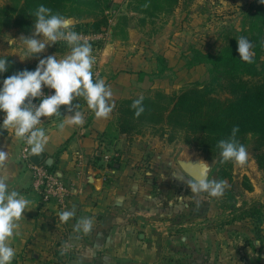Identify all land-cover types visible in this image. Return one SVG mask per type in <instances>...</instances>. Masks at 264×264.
<instances>
[{"label":"rangeland","instance_id":"rangeland-1","mask_svg":"<svg viewBox=\"0 0 264 264\" xmlns=\"http://www.w3.org/2000/svg\"><path fill=\"white\" fill-rule=\"evenodd\" d=\"M16 1L0 0V8L10 7ZM139 1L109 0L106 3L108 8L101 17H87L85 13H78L82 15L81 19L66 17L72 19L71 30L76 31L75 25L94 22L102 17L107 19L108 25L100 32L104 38L90 42L93 56L105 47L111 30L121 39L130 28L134 29L136 38L131 42V57L146 61L145 69L148 71L131 74L135 76V85L128 99L150 97L156 91L174 94L196 82L206 81L211 68L209 60L213 56L219 55L241 36L252 43L254 36L249 30L250 14L257 7L264 9V3L260 0ZM146 4L148 7H144ZM131 5L141 6L146 13L133 12ZM21 36L30 35L21 33L13 26H4L0 30V58L12 59L17 64L15 71H20V66L36 67L45 53L70 54V46L59 41L46 47L43 53L27 58ZM261 60L264 62V52ZM94 75L98 79L97 74ZM133 140L141 143L128 151V160L118 154L109 160L111 172L105 175L106 180L123 178L127 183L133 182L132 186H127L130 193L138 186L136 180L147 183L144 187L146 195L155 200H170L171 204L161 207L166 208L167 212H212L206 222L189 231L191 242L196 240L198 243V252L208 257L206 260L203 258L204 264H264V171L259 169L251 149L247 151L246 165L241 167L234 164L232 180L224 179L230 187L223 197L194 194L187 188V192H182V200L174 201L178 188L174 181L180 183L175 177L183 176L176 162L177 157L182 153L207 154L183 142L169 144L151 132L135 135ZM131 158L135 166L131 165ZM116 165L121 168L120 172L114 170ZM245 178L249 180L252 190L244 188ZM156 179H159L158 185ZM212 179L220 180L216 172L209 180ZM205 232H208L207 235ZM178 254L181 257V253Z\"/></svg>","mask_w":264,"mask_h":264},{"label":"crops","instance_id":"crops-1","mask_svg":"<svg viewBox=\"0 0 264 264\" xmlns=\"http://www.w3.org/2000/svg\"><path fill=\"white\" fill-rule=\"evenodd\" d=\"M128 31L119 39L111 30L109 41L98 52V79H103L113 93L115 107L110 117L97 119L86 104L77 109L84 114L83 126L65 124L61 130L59 124L69 114L61 106L62 116L44 117L42 123L48 137L44 152L54 157L55 166L64 174L63 180L76 190L67 207H74L76 215L67 223L60 221V212L54 206L43 204L32 170L21 159L24 141L15 136L14 130L0 126V151L8 157L0 175L8 176L9 191L16 190L31 202L19 221V234L9 240L16 252L12 264H204L208 258L198 252V243L191 242L189 231L206 222L212 212H167L161 207L171 204L170 200L146 195L147 183L136 180L139 187L130 193L127 186L133 182L127 183L123 178L106 180L105 175L111 172L109 160L115 154L128 158V151L141 143L122 134L117 123L116 106L128 98L135 85L133 75L148 71L146 61L131 57L136 32L132 28ZM50 54L54 53H45L43 58ZM55 55L57 59L66 56ZM80 158L82 167L78 165ZM129 160L135 166V161ZM114 168L121 171L119 165ZM88 175L94 176L95 184L89 182ZM182 177L192 180L184 172ZM174 185L178 186L174 201H181L182 192L190 188L182 181H174ZM153 207L157 208L149 211ZM81 218H92L90 233L74 230Z\"/></svg>","mask_w":264,"mask_h":264},{"label":"trees","instance_id":"trees-1","mask_svg":"<svg viewBox=\"0 0 264 264\" xmlns=\"http://www.w3.org/2000/svg\"><path fill=\"white\" fill-rule=\"evenodd\" d=\"M108 1L17 0L10 7L0 8V30L4 26H13L21 33L31 35L36 19L34 12L39 5L52 9L53 14L81 19L82 15L78 13H85L87 17L103 16V12L108 8L106 4ZM131 10L146 13L141 6L131 5ZM250 18L249 30L254 36L252 63L239 58L235 41L209 60L211 68L206 81L196 82L178 93L156 91L153 96L144 97L145 112L139 118L135 117L134 109L131 107L133 101L139 97L122 100L117 108V123L121 133L134 137L151 132L169 144L183 142L218 158L215 171L217 177L220 180L231 181L234 163H221L217 142L228 138L232 128L238 125V141L247 151L252 150L259 169L264 171V62L261 60L264 52V9L257 7L255 12L250 14ZM107 25V19L102 17L94 22L75 25L73 27L77 28V31H72L96 34L102 32V28ZM6 59L10 66L7 72L2 73L3 80L17 72L15 71L17 64L8 57ZM35 68L20 66V71ZM94 78L97 79L95 75ZM74 104L82 107L86 102L83 98H77ZM47 168L51 172L57 169L56 166ZM243 186L247 190H252L247 178L244 179ZM41 199L44 205L53 206Z\"/></svg>","mask_w":264,"mask_h":264},{"label":"clouds","instance_id":"clouds-1","mask_svg":"<svg viewBox=\"0 0 264 264\" xmlns=\"http://www.w3.org/2000/svg\"><path fill=\"white\" fill-rule=\"evenodd\" d=\"M264 3V0H260ZM148 7V5H144ZM35 23L30 36H21L27 53V58L36 56L45 51L46 47L65 41L70 46V54L62 59L56 55H48L39 59L35 70H21L3 80L0 87V112L4 113V129L14 130L15 136L26 142L33 154H41L48 142L45 130L38 127L42 117L62 116L61 106L66 107L68 115H64V122L59 124L61 130L65 124L83 126L84 114L77 110L74 104L77 98H83L97 119H108L115 104L112 100V90L103 79H95L93 67L96 58L92 55V45L79 33L71 30V21L60 15L53 14L52 9L39 5L34 12ZM39 37V38H38ZM11 44V43H10ZM236 51L240 59L247 63L253 62L254 52L252 43L244 36L236 41ZM6 58H0V73L9 69ZM54 90L53 94L45 95L44 88ZM39 99V104L33 101ZM144 97L134 100L131 107L134 115L139 118L144 112ZM239 126H234L226 139L217 142L220 149L221 163L232 162L241 167L248 161L246 147L237 139ZM8 157L0 151V170L6 167ZM205 174L199 178L185 181L176 176L179 181L187 183L194 194L207 193L209 197L221 198L230 187L226 180H209L206 172L209 163L201 160ZM30 201L18 191L8 188V176L0 175V264H12L16 256L15 249L10 246L9 240L18 235L19 221L24 217ZM76 211L64 210L59 213V219L67 223L75 217ZM92 218H81L74 226L76 232L88 234L92 231ZM63 254V252L61 253Z\"/></svg>","mask_w":264,"mask_h":264},{"label":"built area","instance_id":"built-area-1","mask_svg":"<svg viewBox=\"0 0 264 264\" xmlns=\"http://www.w3.org/2000/svg\"><path fill=\"white\" fill-rule=\"evenodd\" d=\"M79 33L84 39H87L89 42H94L96 39L104 38L103 33H96V34H86L83 32ZM65 42V41H63ZM67 43V42H65ZM97 55H94L96 58V63L93 67L94 73L97 74L98 65H99V54L96 52ZM100 67V65H99ZM45 95L53 94L54 90L44 88ZM36 104H39V99L33 101ZM4 113L0 112V122L3 123ZM42 123L44 121V117L41 118ZM42 123L38 126L41 127ZM30 147L24 141V146L22 149L21 159L28 164L30 169L33 173L34 178V186L36 190L40 193L41 197L43 198L44 202L55 206L57 212H61L67 210L68 201L75 195L76 190L69 184H67L63 179H58L55 177L54 172H51L46 166H34L30 162L31 156ZM79 166L82 167L83 159L80 158Z\"/></svg>","mask_w":264,"mask_h":264},{"label":"water","instance_id":"water-1","mask_svg":"<svg viewBox=\"0 0 264 264\" xmlns=\"http://www.w3.org/2000/svg\"><path fill=\"white\" fill-rule=\"evenodd\" d=\"M71 21V26L73 24L72 19L68 18ZM205 161L209 163V168L207 169L206 175L207 178L210 179L213 172H215L218 165V158L212 157L210 155L204 156L201 154H189L182 153L176 159L178 166L181 170L191 179L199 178L202 174H205L204 167L199 163V161ZM30 162L34 166H46L52 168L55 166V159L52 156H49L46 152L41 154H31ZM55 177L58 179H63L64 174L60 169H55L54 171ZM91 184H95L96 181L93 175H88L86 177Z\"/></svg>","mask_w":264,"mask_h":264}]
</instances>
